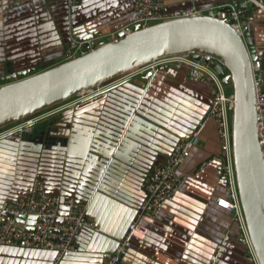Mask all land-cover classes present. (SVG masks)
<instances>
[{
    "label": "crops",
    "instance_id": "obj_1",
    "mask_svg": "<svg viewBox=\"0 0 264 264\" xmlns=\"http://www.w3.org/2000/svg\"><path fill=\"white\" fill-rule=\"evenodd\" d=\"M134 1L81 0L70 7L66 0H0V77L47 69L71 42L111 40L131 22ZM161 1L166 9L205 10L241 3ZM247 11L243 21L264 89V9L249 4ZM149 73L66 102L27 131L0 138V206L27 196L35 179L48 193L86 205L97 230L83 228L75 251L59 264H104L126 235L130 245L119 264H255L232 214L216 205L226 194L224 146L207 117L209 85L191 80L183 66ZM200 124L199 144L178 167L182 182L174 199L153 217L140 215L151 170ZM21 222L29 229L34 220ZM54 257L49 250L0 245V264H52Z\"/></svg>",
    "mask_w": 264,
    "mask_h": 264
},
{
    "label": "water",
    "instance_id": "obj_2",
    "mask_svg": "<svg viewBox=\"0 0 264 264\" xmlns=\"http://www.w3.org/2000/svg\"><path fill=\"white\" fill-rule=\"evenodd\" d=\"M89 46L84 54L60 59L47 69L1 76L0 131L157 60L202 59L222 84L233 90L232 165L250 242L258 264H264V158L258 140L252 70V62L258 57L246 22L242 21L240 35L229 22L208 14L175 18L145 27L136 25L127 34L117 32L111 40L99 39ZM180 66L170 65L175 70Z\"/></svg>",
    "mask_w": 264,
    "mask_h": 264
},
{
    "label": "built area",
    "instance_id": "obj_3",
    "mask_svg": "<svg viewBox=\"0 0 264 264\" xmlns=\"http://www.w3.org/2000/svg\"><path fill=\"white\" fill-rule=\"evenodd\" d=\"M66 2L71 7L80 3L81 0H66ZM249 4L251 8L264 9V0H241V3L237 5H222L211 7L207 10L193 5L166 9L161 0H135L132 20L119 32L127 34L136 25L145 27L149 24L169 19L208 14L211 17H217L229 22L230 26L238 34L242 35V21L247 13ZM89 49L91 47L87 42H71L64 52L63 59H72L84 54ZM175 63L181 66L182 64L185 65L183 67L188 69V76L191 80L205 82L209 85L211 105L207 117L214 121L218 138L224 146V161L221 163V174L226 184V194L216 199V205L232 214L240 232L241 241L246 244L252 261L258 264L244 221L230 152V126L234 108L233 93L226 92L220 78L207 64L202 63V59L196 61L191 57L163 58L131 71L116 81L129 80L135 76L153 72L162 66H170ZM252 70L256 91L258 140L261 154L264 158V89L261 87L262 73L259 60L252 62ZM104 87H96L92 91L76 97L69 103H74L79 98L85 97L91 92H98ZM62 106H56L0 131V138L13 133L27 131L48 115L59 112ZM202 126L203 124L198 125L189 137L180 139L165 160L151 170L145 181L146 198L141 204L140 215L153 217L165 203L174 199L182 182L178 174V167L190 157L192 149L199 144ZM215 160V156H212L203 161L199 165L196 174L206 169ZM86 211V205L76 202L73 198H62L61 196L48 193L43 181L35 179L27 196L11 203L5 201L1 204L0 245L49 250L55 253L52 264H59L63 258L75 251V239L83 228L97 230L93 223L88 220ZM19 218L21 219L20 221ZM28 218H32L34 223L31 228L26 229L21 221ZM129 245V237L126 235L119 242L110 259L104 264H119L120 258L127 252Z\"/></svg>",
    "mask_w": 264,
    "mask_h": 264
},
{
    "label": "rangeland",
    "instance_id": "obj_4",
    "mask_svg": "<svg viewBox=\"0 0 264 264\" xmlns=\"http://www.w3.org/2000/svg\"><path fill=\"white\" fill-rule=\"evenodd\" d=\"M225 90H226V92H228V93H231V92L233 91L231 86H229V87H225ZM92 93H93V92H91V93L88 94V95H85V97H86V96H90ZM67 103H68V102H67ZM63 104H66V103H63ZM63 104H61L60 106H62ZM68 104H70V103H68ZM64 106H65V105H63L62 108H64ZM62 108H61V109H62ZM45 112H46V111H45ZM59 112H60V111H59Z\"/></svg>",
    "mask_w": 264,
    "mask_h": 264
},
{
    "label": "clouds",
    "instance_id": "obj_5",
    "mask_svg": "<svg viewBox=\"0 0 264 264\" xmlns=\"http://www.w3.org/2000/svg\"><path fill=\"white\" fill-rule=\"evenodd\" d=\"M64 60V59H63ZM75 99V98H74ZM43 113V112H42ZM41 114V113H40ZM38 115V114H37Z\"/></svg>",
    "mask_w": 264,
    "mask_h": 264
},
{
    "label": "bare ground",
    "instance_id": "obj_6",
    "mask_svg": "<svg viewBox=\"0 0 264 264\" xmlns=\"http://www.w3.org/2000/svg\"><path fill=\"white\" fill-rule=\"evenodd\" d=\"M254 250V249H253Z\"/></svg>",
    "mask_w": 264,
    "mask_h": 264
}]
</instances>
